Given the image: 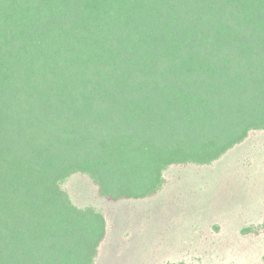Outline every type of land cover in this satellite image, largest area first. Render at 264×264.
Returning <instances> with one entry per match:
<instances>
[{"label":"trees","instance_id":"1","mask_svg":"<svg viewBox=\"0 0 264 264\" xmlns=\"http://www.w3.org/2000/svg\"><path fill=\"white\" fill-rule=\"evenodd\" d=\"M259 133L264 0H0V264H98L67 183L153 200Z\"/></svg>","mask_w":264,"mask_h":264},{"label":"rangeland","instance_id":"2","mask_svg":"<svg viewBox=\"0 0 264 264\" xmlns=\"http://www.w3.org/2000/svg\"><path fill=\"white\" fill-rule=\"evenodd\" d=\"M157 198L111 204L87 179L66 184L80 207L94 206L109 233L98 264H264V234H243L264 214V133L210 167L170 169Z\"/></svg>","mask_w":264,"mask_h":264}]
</instances>
